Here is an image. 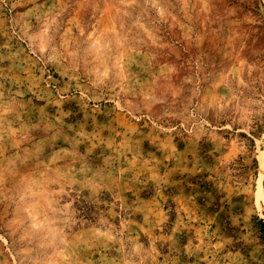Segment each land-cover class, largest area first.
I'll list each match as a JSON object with an SVG mask.
<instances>
[{"label": "rangeland", "instance_id": "rangeland-1", "mask_svg": "<svg viewBox=\"0 0 264 264\" xmlns=\"http://www.w3.org/2000/svg\"><path fill=\"white\" fill-rule=\"evenodd\" d=\"M264 0H0V264H264Z\"/></svg>", "mask_w": 264, "mask_h": 264}, {"label": "trees", "instance_id": "trees-1", "mask_svg": "<svg viewBox=\"0 0 264 264\" xmlns=\"http://www.w3.org/2000/svg\"><path fill=\"white\" fill-rule=\"evenodd\" d=\"M258 224L261 232H264V220L262 218L258 219Z\"/></svg>", "mask_w": 264, "mask_h": 264}]
</instances>
